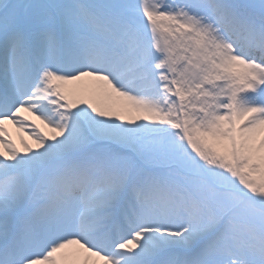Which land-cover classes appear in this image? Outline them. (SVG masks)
<instances>
[{"label":"snow or ice","instance_id":"1","mask_svg":"<svg viewBox=\"0 0 264 264\" xmlns=\"http://www.w3.org/2000/svg\"><path fill=\"white\" fill-rule=\"evenodd\" d=\"M0 264H264V0H0Z\"/></svg>","mask_w":264,"mask_h":264},{"label":"bare ground","instance_id":"2","mask_svg":"<svg viewBox=\"0 0 264 264\" xmlns=\"http://www.w3.org/2000/svg\"><path fill=\"white\" fill-rule=\"evenodd\" d=\"M12 131H13V135H14V137H15V135H16V133H15V130H14V129H12Z\"/></svg>","mask_w":264,"mask_h":264}]
</instances>
